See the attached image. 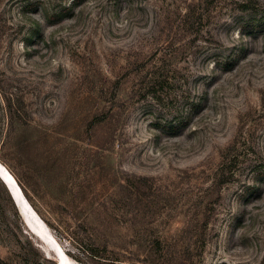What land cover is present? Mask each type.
<instances>
[{
	"label": "rangeland",
	"instance_id": "obj_1",
	"mask_svg": "<svg viewBox=\"0 0 264 264\" xmlns=\"http://www.w3.org/2000/svg\"><path fill=\"white\" fill-rule=\"evenodd\" d=\"M250 10L264 0H0V162L74 264H264ZM152 66L165 105L181 90L190 106L179 129L139 91ZM13 198L0 178V258L58 264Z\"/></svg>",
	"mask_w": 264,
	"mask_h": 264
},
{
	"label": "trees",
	"instance_id": "obj_2",
	"mask_svg": "<svg viewBox=\"0 0 264 264\" xmlns=\"http://www.w3.org/2000/svg\"><path fill=\"white\" fill-rule=\"evenodd\" d=\"M34 4L39 5V1H35ZM69 9V6L57 5L52 10H47L45 8V14L50 21H57L59 18L65 15ZM249 15L250 16L248 17V20L245 24L246 28L251 30H257L264 27V19H255V14L252 10H250ZM169 77L170 76L166 72L160 70L159 68H156L155 66H152L150 68L148 67L144 74H142L141 76L139 91L143 95L149 96L152 101L156 103V105L161 107L160 109H162V111L168 110L169 112L167 113L169 115L176 116V122L168 120V118L165 119L164 127L170 130L179 129L181 126H183V120L181 116L179 117V114H181L183 110H187V108L190 109V106L187 105L188 102L183 98L184 93L181 90H175L173 94L174 98L177 100V104L175 103L173 105H165L164 99L167 97V91H165L164 95L162 92L159 91L157 87H164V84L168 83ZM230 159L231 158H229L228 160L223 159L221 163V174H226L225 176L228 178L233 175V170L231 166H225L228 161H231ZM14 177L16 178L20 187L24 190L25 185L20 179V177L16 174L14 175ZM0 264L8 263L0 258Z\"/></svg>",
	"mask_w": 264,
	"mask_h": 264
},
{
	"label": "bare ground",
	"instance_id": "obj_3",
	"mask_svg": "<svg viewBox=\"0 0 264 264\" xmlns=\"http://www.w3.org/2000/svg\"><path fill=\"white\" fill-rule=\"evenodd\" d=\"M0 178L3 180V182L5 183L6 186L9 185L10 188L12 189L13 193L15 194L16 200L14 198L13 199L20 206L23 217H24L25 221L29 224V226L32 228L33 233H35L48 246V248L52 250L57 261L60 260V263L58 262V264H74V260L72 261L66 252H65V254H63L60 251L59 252L60 257H58V255H57L58 253H57L55 247L52 246L53 244L57 245L56 242H54L52 240H51V242L49 241L50 237H52L51 234L47 231V229L45 228L43 222L41 221V219L37 215V213L29 205L28 200H26L24 198V196L22 195V193L19 192V190L15 184V181H14L16 178L13 176V174L10 172V170L1 162H0ZM7 188H8V186H7ZM9 192H10V190H9ZM59 246L64 250V248L60 244H59Z\"/></svg>",
	"mask_w": 264,
	"mask_h": 264
},
{
	"label": "water",
	"instance_id": "obj_4",
	"mask_svg": "<svg viewBox=\"0 0 264 264\" xmlns=\"http://www.w3.org/2000/svg\"><path fill=\"white\" fill-rule=\"evenodd\" d=\"M14 181H15V184H16V186H17L19 192H21V191H20V186H19L17 180L15 179ZM7 186L10 187L9 185H7ZM31 229H32V228H31ZM51 240L54 241V242H56V244H57V245L53 244L52 246L55 247V249H56V251H57V253H58V254H57L58 257H60V254H59L60 251H61L63 254H65V250H63V249L59 246L58 242H57L54 238L50 237L49 241H51ZM52 243H53V242H52ZM58 262L60 263V260H58Z\"/></svg>",
	"mask_w": 264,
	"mask_h": 264
}]
</instances>
